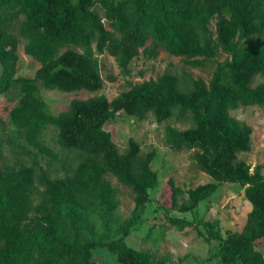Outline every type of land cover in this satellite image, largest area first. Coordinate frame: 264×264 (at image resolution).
Returning a JSON list of instances; mask_svg holds the SVG:
<instances>
[{"label": "trees", "instance_id": "1", "mask_svg": "<svg viewBox=\"0 0 264 264\" xmlns=\"http://www.w3.org/2000/svg\"><path fill=\"white\" fill-rule=\"evenodd\" d=\"M3 8L24 15L19 33L25 53L40 64L33 78L14 76L13 56L0 43V96L19 92L11 121L28 144L55 159L39 143L42 132L54 127L58 145L76 161L36 196L34 167L4 165L0 141V264H95L92 251L98 247L115 255L118 264H170L126 242L158 177L152 169L154 152L142 155L130 141L121 153L104 130L118 112L190 124L184 130L167 126L166 142L173 152H191L195 167L213 182L188 190L178 204L184 192L171 181L173 206L190 212L222 183L243 186L251 210L240 232L219 239L217 257L224 264H264V253L256 248L264 241V174L259 167L251 172L238 158L251 150L252 129L229 116L239 105L264 106V86L250 87L255 76L264 75V0H0ZM214 14L219 16L216 42L206 36L205 25ZM236 32L249 39L239 49L233 47ZM93 44L123 64L141 48L149 57L163 50L194 68L213 59L217 45L230 59L217 65L209 82L196 78L182 87L175 74L165 72L111 101L75 99L53 115L38 95L37 82L64 93L99 91L103 81ZM108 175L135 197L123 221L115 217L118 193ZM31 212L40 218L34 227L27 223ZM168 222L177 228L189 225L179 218Z\"/></svg>", "mask_w": 264, "mask_h": 264}, {"label": "rangeland", "instance_id": "2", "mask_svg": "<svg viewBox=\"0 0 264 264\" xmlns=\"http://www.w3.org/2000/svg\"><path fill=\"white\" fill-rule=\"evenodd\" d=\"M24 15L17 9H0V43L12 54L14 76L33 78L40 68L39 62L25 53V40L20 36L19 29ZM219 20L217 14L212 15L205 23L206 36L217 41L216 26ZM249 39L236 32L233 47L242 48ZM152 40H148L149 47ZM93 54L99 67L103 81L102 88L97 92L78 91L64 93L57 90H47L40 82L38 95L46 103L47 109L53 115L67 110L71 101L87 100L92 97H104L111 101L123 91L139 83L155 80L165 72L175 74L182 87H189L190 81L202 78L209 82L217 65L230 59L220 46H216L215 56L204 66L191 67L184 59L159 50L156 57H149L141 48L138 54L129 62L123 64L114 58L107 50L97 52L93 44ZM3 66L0 64V75ZM264 86V75L253 78L250 87ZM19 92L0 96V141L3 145L2 160L4 165L13 169L32 166L36 172V196L43 191L48 180L62 178L69 173L76 160L68 156L57 142V131L49 126L39 138V143L49 148L56 158H51L27 143L18 133L10 118V111L18 105ZM231 119L244 122L251 127V150L239 154L238 158L251 167H259L264 174V106L239 105L229 110ZM171 126L184 130L190 124L176 119L158 121L148 115L138 119L116 113L104 126L111 136L119 152H124L130 141L139 145L142 155L154 152L152 169L157 173V185L149 190V203L145 206L144 215L132 228L126 242L129 246L147 251L153 260L164 259L170 264H224L217 257L220 238L228 234L240 232L251 210V204L245 198L244 187L239 184L222 183L217 191L208 199L199 203L190 212H179L172 201L170 182L184 193L178 198V204L187 199V191L200 185L213 182L207 174L198 170L191 158V152H173L165 138V130ZM106 179L117 190L118 206L115 217L119 221L130 216L135 207V197L130 189L124 187L112 176ZM38 198V197H37ZM38 199L34 200L36 204ZM169 218H179L189 225L177 228L168 222ZM40 222L39 215L31 212L27 223L32 227ZM214 238V239H213ZM256 248L264 253V241L258 242ZM92 261L95 264H118L117 257L104 247L92 251Z\"/></svg>", "mask_w": 264, "mask_h": 264}]
</instances>
